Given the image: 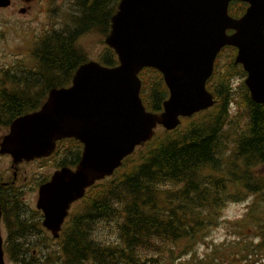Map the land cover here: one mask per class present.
Returning a JSON list of instances; mask_svg holds the SVG:
<instances>
[{
  "label": "trees",
  "instance_id": "1",
  "mask_svg": "<svg viewBox=\"0 0 264 264\" xmlns=\"http://www.w3.org/2000/svg\"><path fill=\"white\" fill-rule=\"evenodd\" d=\"M118 1L74 0L60 28L43 32L24 75L4 77L12 82L0 98L8 99L13 117L37 110L50 89L70 85L88 61L79 39L89 33L104 39ZM246 7L233 2L229 15L238 18ZM235 53L232 47L221 50L206 83L214 105L173 131L157 130L110 178L88 188L52 250L32 255L36 244L24 239L37 230L26 225L40 224V213L30 211L23 194L0 190L7 259L15 264H264V104L250 99ZM97 62L118 65L105 45ZM139 77L146 110L160 112L168 97L161 74L144 69ZM81 151L78 141L66 139L49 159L56 169L72 168ZM243 202L241 216L225 219L229 205ZM100 224L110 236L99 233ZM224 224L225 239L199 252Z\"/></svg>",
  "mask_w": 264,
  "mask_h": 264
},
{
  "label": "water",
  "instance_id": "2",
  "mask_svg": "<svg viewBox=\"0 0 264 264\" xmlns=\"http://www.w3.org/2000/svg\"><path fill=\"white\" fill-rule=\"evenodd\" d=\"M231 2L247 4L240 18L229 16ZM104 43L117 66L80 65L70 86L51 89L38 110L13 120L0 144L12 166L48 158L64 139L82 145L74 169L56 170L38 188L35 207L54 238L70 206L111 177L158 127L172 131L214 105L206 82L224 47L237 50L234 65L246 73L250 98L264 104V0H120ZM146 68L162 75L168 91L158 113L140 99L138 75Z\"/></svg>",
  "mask_w": 264,
  "mask_h": 264
},
{
  "label": "rangeland",
  "instance_id": "3",
  "mask_svg": "<svg viewBox=\"0 0 264 264\" xmlns=\"http://www.w3.org/2000/svg\"><path fill=\"white\" fill-rule=\"evenodd\" d=\"M66 3L63 1L60 4H56V11L52 14L48 10H46V14H40L39 18H34L31 20H26L21 25H13L8 26V29L5 34H3L2 29L3 25L0 24V71L6 70L9 74L16 76H23L25 67L33 64L31 60V55H29L25 50L26 48H31L33 43V39L39 34L42 36L44 33L53 29H59L60 25H62L63 19L66 13ZM19 26V27H17ZM44 32V33H43ZM103 38L101 35L97 33H89L82 38L79 39L78 44L83 48L86 53L88 60L97 61L98 55L102 51ZM36 47V45H34ZM26 47V48H25ZM22 50V54L18 55L17 52ZM23 64V65H22ZM39 97V96H38ZM38 102V101H37ZM158 131L161 128L157 129ZM61 148L59 149L60 152ZM54 160H35L32 162H23L20 165L18 164V173L22 177L25 176L26 183L24 186H28V188L24 191L22 195V200L28 205L29 208L35 209V202L37 198V193L32 187L35 186V181L48 179L50 175L54 172L55 166ZM11 159L8 156L0 155V172L5 173L10 169ZM11 175V172L9 173ZM246 202L239 204H231L229 205L225 212V219H236L242 215L243 209L246 206ZM78 208V204L72 207V212H74ZM1 234L3 238L6 236V228L1 222ZM99 233H102L103 236H110V232H106V228L103 224H100L98 227ZM101 234V235H102ZM226 229L225 224L220 225L217 229L212 231L209 237L206 239V245L200 246L199 252H203V250L210 244H219L225 239ZM6 264H15L10 262L7 258H5Z\"/></svg>",
  "mask_w": 264,
  "mask_h": 264
},
{
  "label": "flooded vegetation",
  "instance_id": "4",
  "mask_svg": "<svg viewBox=\"0 0 264 264\" xmlns=\"http://www.w3.org/2000/svg\"><path fill=\"white\" fill-rule=\"evenodd\" d=\"M63 1L67 5L66 6L67 8L65 10L66 11L69 10L68 12H70V6L74 0H0V24L1 26L2 25L4 26L2 29L3 34L6 33L8 26L13 25L15 27V25H18V24L21 25V23H23L26 20L32 21V19L34 18H39L40 14L42 13L46 14V10H48L50 14H52L54 11H56V4H60ZM39 38H40V35L38 34L33 39L34 44L32 45V47L31 48L25 47L26 48L25 51L29 55H31V53L36 49L34 45L36 46L38 45ZM17 53L18 55L22 54V50L20 49V51ZM7 72L8 71L6 70L0 71V94H8V85L11 84L12 82L4 78L5 76L10 77V75L7 74ZM15 83L18 84L17 81ZM38 93H39V86L36 84L34 87V95L36 98L38 97ZM1 99L4 100V104H1L0 102V144L3 140L4 135L7 134L10 124L13 122V120L18 118V117H13V115H11L10 112H8V108L6 107L7 106L6 103L8 99L4 97V98H0V101ZM38 161H41V160H38ZM20 164L21 163H19V165ZM67 168H70V167H67ZM70 169H74V167ZM55 170H58V169H56L55 167ZM10 172H11V175L9 174ZM48 179L45 182H47ZM24 183H26L25 176L22 177L21 175H19L18 165L12 166V162H11L9 170H7L5 173L0 172V190L2 191L3 195L7 194L8 188L9 190L12 189L16 191L19 195L23 194V192L28 188V186H24ZM43 183H40V184L35 183L36 184L35 186H38V187L37 188L32 187L33 189L35 188L34 190L36 191V193L38 192L39 186ZM36 201H37V198H36ZM32 210L34 212L40 213V215H38V219L36 218L37 221L40 222V224H35V225L30 224V223L27 224L26 225L27 227L36 229L37 234L28 236L24 240H26L28 244H32V243L36 244L35 245V247H37L36 250L32 251V255L34 256L37 253H40L42 250H46V248L49 250H52L56 246V240L52 239L50 232L43 227L42 213L31 208L30 211ZM69 216L70 215L68 214L65 221L68 220ZM1 222H2V219H1V212H0V224ZM0 238L2 240V248H3L5 244V240L7 238V232H6V236L3 238L1 234V227H0Z\"/></svg>",
  "mask_w": 264,
  "mask_h": 264
}]
</instances>
